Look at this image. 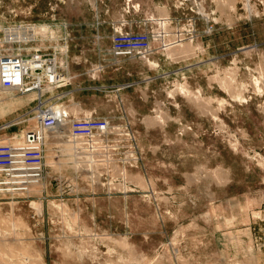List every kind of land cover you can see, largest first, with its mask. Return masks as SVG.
Here are the masks:
<instances>
[{
    "label": "rangeland",
    "instance_id": "1",
    "mask_svg": "<svg viewBox=\"0 0 264 264\" xmlns=\"http://www.w3.org/2000/svg\"><path fill=\"white\" fill-rule=\"evenodd\" d=\"M191 1L203 13L216 10L211 33L231 11L234 24L250 21L243 16L250 10L252 19L264 12V0ZM191 1H186L190 16ZM46 6V0H0V50L18 47V35L23 33L18 25L40 26L31 21L50 20ZM200 21L198 29L203 28ZM39 28L49 31L43 25ZM259 29L264 39V24ZM237 36L244 41L242 46L249 45L243 49L248 56L264 50L252 44L253 37L249 40L245 30ZM41 44L47 48L50 42ZM246 60L247 68L235 65L230 70L233 87L240 88L244 81L247 90L244 95L234 90L231 117L219 118L213 129L219 135L173 139L144 135L139 138L141 170L120 161L126 153L117 151L115 163L101 162V186L87 185L84 176L77 184L73 167L65 164L54 169L56 161H67L65 139L60 136L70 125L46 131L44 180L26 190L0 193V264H264V60ZM185 90L189 100L196 98L191 89ZM58 92L59 88L0 87V143L11 137L20 141L27 131L40 127L39 99L71 111L63 104L66 97L52 101ZM183 113L193 119L191 107ZM165 122L163 118L162 125ZM191 127L180 122V134ZM117 164L126 174L118 169L115 179L112 168ZM178 164L183 170H177ZM56 174L70 177V185L78 187L62 194ZM99 195L101 202L94 203Z\"/></svg>",
    "mask_w": 264,
    "mask_h": 264
},
{
    "label": "crops",
    "instance_id": "2",
    "mask_svg": "<svg viewBox=\"0 0 264 264\" xmlns=\"http://www.w3.org/2000/svg\"><path fill=\"white\" fill-rule=\"evenodd\" d=\"M182 1L46 0L50 20L31 22L55 28L61 35L68 36L67 74L72 77L59 88L61 92L51 97L52 101L60 102L66 97L63 104L75 116L92 115L113 123L129 122L141 139L154 133L160 139L185 138V134L196 138L219 135L213 129L218 126L219 118L231 117L234 90L243 95L247 90L243 87L244 81L240 88L233 87L230 70L235 65L239 70L247 68L244 64L249 62L248 57L264 60V50L256 56L243 53L249 45L242 46L244 41L237 35L245 30L249 40L253 37L252 44L263 48L259 25L264 24L261 22L264 12L258 15V20L252 19L254 15H243L250 21L234 24L231 11L223 17L222 26L211 33L206 27L217 23V18L213 17L216 10L203 13L199 10L201 7L190 0L189 9L193 12L190 16L186 1L181 6ZM160 18L173 19L177 26L173 31L186 29L189 18H193L197 35L194 39L177 41L166 50L154 43L146 60L112 52L116 29L148 32L157 28ZM200 19L203 28L198 29ZM248 25L249 30L245 28ZM171 40H176L174 34ZM186 87L195 92V99L186 97ZM60 93L63 94L60 96ZM186 107L192 108L193 119L184 116ZM163 118L166 125H162ZM180 122L192 126L183 135L179 131ZM152 147L150 144L149 149ZM177 170H183L179 164ZM97 198L94 203L95 200L101 202V196Z\"/></svg>",
    "mask_w": 264,
    "mask_h": 264
},
{
    "label": "built area",
    "instance_id": "3",
    "mask_svg": "<svg viewBox=\"0 0 264 264\" xmlns=\"http://www.w3.org/2000/svg\"><path fill=\"white\" fill-rule=\"evenodd\" d=\"M185 1L187 0L182 1L181 6ZM193 4L197 6L195 2ZM39 27L30 23L18 25L19 33L23 32L18 35V47L12 45V48L0 50L1 88H19L26 91L39 88L55 89L71 81L72 77L67 74L68 36L59 34L56 29L43 33ZM173 27H177L173 19L160 18L157 28L148 32L116 29L112 39V52L117 56H135L146 60L153 50L154 43H158L160 49L166 50L177 41L194 39L197 35L193 18H189L186 29L176 28L173 31ZM212 30L211 26L209 32ZM27 32L31 34L30 37L25 36ZM172 34L176 36V40H171ZM47 41L50 45L46 48L41 42ZM46 49L49 52H46ZM61 56H65L64 59H59ZM46 101L48 99H39L36 107V119L40 127L27 131L20 141L11 137L8 142L0 143V193L25 190L29 184L44 179L47 166L44 149L46 140L41 134L54 131L65 123L70 125V130L60 136L65 139L63 147L68 153L63 154L67 160L66 166L73 167L77 174L74 179L77 184L78 177L84 176L87 185L101 186V162L115 163L114 156L117 151L126 153L120 161L130 162L131 168L141 170L143 153L133 124L113 123L106 118L92 115L79 118L64 108L57 110L58 106ZM57 163L58 161L53 167L60 170L64 162ZM119 167L118 164L113 166V178ZM54 179L60 185L62 194L68 193L75 186L78 187L70 185V177L56 174Z\"/></svg>",
    "mask_w": 264,
    "mask_h": 264
},
{
    "label": "bare ground",
    "instance_id": "4",
    "mask_svg": "<svg viewBox=\"0 0 264 264\" xmlns=\"http://www.w3.org/2000/svg\"><path fill=\"white\" fill-rule=\"evenodd\" d=\"M249 12H250V13H249V17H252L253 15L251 14V10H250ZM56 109L58 110V109H61V108H58V107H57ZM62 109H63V108H62ZM64 109H65V108H64ZM87 116H88V115H87ZM77 117L81 118V116H77ZM69 130H70V129H69ZM40 134H41V133H40ZM25 135H26V134H24L22 137H25ZM41 135L44 136L45 140L47 139V137H46V136H48L47 133H42ZM64 154L67 155L68 153H67L66 151H64ZM64 164H65V166H66V163H64ZM119 169L123 172V174H126V173H125L126 169H124V168H119ZM115 174H116V173H115ZM129 176L131 177V175H129ZM43 180H44V179H43ZM43 180L36 181V182H34V183H37V184H38V183H41ZM34 183H32V184H34ZM123 184H124L123 187L127 188V184H126V183H123ZM30 185H31V184H29L28 187H29ZM28 187H27V188H28ZM27 188H26V189H27ZM125 188H124V190H121V191L124 192V193L127 192V189H125ZM26 189H25V190H26ZM3 192H5V191H2L1 193H3Z\"/></svg>",
    "mask_w": 264,
    "mask_h": 264
}]
</instances>
